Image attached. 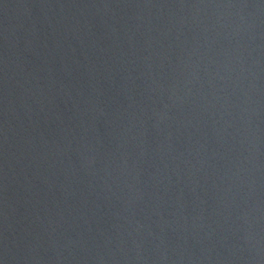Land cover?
Returning <instances> with one entry per match:
<instances>
[{
	"label": "water",
	"instance_id": "water-1",
	"mask_svg": "<svg viewBox=\"0 0 264 264\" xmlns=\"http://www.w3.org/2000/svg\"><path fill=\"white\" fill-rule=\"evenodd\" d=\"M0 264H264V0H0Z\"/></svg>",
	"mask_w": 264,
	"mask_h": 264
}]
</instances>
